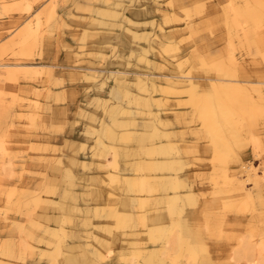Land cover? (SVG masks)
<instances>
[{
	"label": "rangeland",
	"instance_id": "1",
	"mask_svg": "<svg viewBox=\"0 0 264 264\" xmlns=\"http://www.w3.org/2000/svg\"><path fill=\"white\" fill-rule=\"evenodd\" d=\"M53 4L55 12L50 14ZM188 4L192 8L187 7ZM245 7L258 10L261 13L259 20L249 18ZM227 10L234 13L230 18L238 19L232 23L236 29L257 28L264 35V0L258 4L253 0H0V264L20 263V256L28 263H36L39 248L51 247L34 238L29 243L35 248L30 249L31 245L30 248L22 247L24 230L17 225L28 228L29 220L35 217L42 223L35 228L37 234L45 224L64 227L63 254L72 255L76 261L66 264H88L89 253L85 250L91 247L112 249L110 257L101 264H144L141 255L136 257L127 253L128 247L133 245L129 240L126 242L119 233L122 228L114 227L113 219L107 214L113 205L131 204L135 211L132 222L136 240L140 236L139 242L152 245L154 241L149 234L146 235V230L156 221L152 220L157 216L155 214L162 213L163 205L152 202L158 191L156 194L142 193L135 187L137 192H134L130 188L133 186H129L134 179L133 163L139 156L137 160L145 159L138 136H131L128 141H114L117 169L129 176L128 183L119 187L115 182L103 181L106 170L112 167L101 165L99 161L112 160L113 152L100 151L101 155H98L94 146L98 136L107 140L105 131L101 132L102 122L109 120L105 112L107 107L102 101L108 97H121L116 78L126 79V87L134 84L137 75L149 78L154 73L156 79L162 80L161 73L170 70L178 73L177 66L172 63L179 62L183 71L190 70L194 75L212 73L231 80H243V84L249 85L246 91L255 101L260 98L258 103L264 109V42L261 47L250 41L247 43L243 32L238 37H230ZM37 20L40 21L38 33L34 37L26 34L22 42L25 27L33 26ZM166 32L170 38L164 36ZM162 41L176 44L177 49L165 53L159 45ZM169 52L175 53L176 57ZM214 52L225 60L231 56L228 64L236 73L225 75L204 69L198 58L207 53L206 57L213 56ZM4 63L12 65L4 66ZM15 63L36 64L37 69L34 71L32 66H20L22 64L14 66ZM205 84L199 81L197 90L202 91ZM130 87L134 92L138 91L137 87ZM160 94V97H169L170 105L152 103L151 110L142 112L134 104L126 106L137 127L133 130L134 135L147 132L144 127H149L151 121L156 122V115L169 121L161 126L163 131L159 130L167 136L147 137L145 144H174L167 159L178 162L176 169L163 172L180 175L184 185L175 189L180 191L178 203L183 205L184 214L188 216L191 237L196 236L199 242L191 237L189 240L194 245L200 243L203 246L194 260L186 259L181 253L174 264H187L188 261L194 264H234L230 255L246 244L255 243L258 239L256 232H264V111L237 121L241 141L234 146L226 163L227 172L235 175L232 179L235 181L221 185L212 179L222 173L218 171L221 162L213 161L207 127L199 123L191 103L185 102L188 100L185 94L177 99L174 94ZM230 109L237 116L236 111L230 107V112ZM254 139L257 142L252 141ZM239 158L251 161L259 173L255 183H244V188L248 187L246 190L238 182L242 180L240 176L245 177L239 171ZM55 166L60 167L59 171L55 172ZM50 185L55 186L53 192L49 191ZM94 190H100V195L93 194ZM108 191L117 195H112L109 200ZM169 191L173 192V189ZM186 191L194 197L193 203H184L186 196L182 193ZM137 194H143L149 202L143 207H135ZM39 195L42 200L50 201V206L43 208L41 202L36 205L34 199ZM213 195L216 196L214 199L217 198L215 201ZM227 203H231V208ZM92 205L98 209L97 214ZM142 213L148 216L144 222L146 226L140 223ZM40 214H48L49 218ZM55 214L65 219L55 221ZM164 220L167 222L168 219ZM105 224L117 234L115 241L109 231L103 229ZM152 230L161 235L155 228ZM249 233L254 234L252 240ZM82 242L84 244L80 246ZM139 251L145 252L143 249ZM171 252L174 257L175 250Z\"/></svg>",
	"mask_w": 264,
	"mask_h": 264
},
{
	"label": "bare ground",
	"instance_id": "2",
	"mask_svg": "<svg viewBox=\"0 0 264 264\" xmlns=\"http://www.w3.org/2000/svg\"><path fill=\"white\" fill-rule=\"evenodd\" d=\"M253 1L255 4H258V2L260 0H253ZM176 2L177 1H175V3ZM184 3H185V1H184ZM176 5H178V4H176ZM191 5L192 4H190V6ZM54 7H55L54 4H53V6L50 7V14H53L55 12ZM180 7L177 6V8H180ZM187 7H189V4ZM189 8H192V6ZM227 8H229V7H226V9ZM245 10H246V14H247V16H249V18H252L255 21L259 20L261 13L258 10L252 9V7L247 8V9L245 7ZM134 13H135V11L132 14H134ZM226 13H228V15H229L228 19H229L230 24H228L227 30H228V34L230 35V37H232V35H234V37L235 36L238 37V36L242 35L241 32H243L242 36L247 43H248V41H250V42L254 43L256 46L261 47L262 42H264V35H262V32L256 30L257 28H253L254 30H244V31H243L242 27L241 28L239 27V29H236V27H234L232 23H235V21H237L238 19L230 18V17H234V16H232V15H234V13L231 10H227ZM235 15H238V14H235ZM203 24H205V23L203 22ZM237 24H239V23H237ZM193 25L194 24H192L191 26H193ZM194 27H192V29H194ZM210 27H211V25H210ZM39 28H40V21L39 20H37L33 26L27 25L25 27L26 31L24 32V36L21 37L22 42H24V38H25L26 34H28V33L34 37L36 35V33H38ZM208 28H206V29H208ZM199 30L201 32V30H203V28L199 29ZM199 30H195V31L198 32ZM239 31H240V33H239ZM250 33H252V34L250 35ZM133 34L136 36V33L133 32ZM164 36L167 38L171 37L169 35V33H167V32L164 33ZM200 38H202V36H200ZM193 39H194V37H193ZM244 40H243V42H244ZM204 41H206V40H204ZM169 42L162 41L161 44H159V45H161V47L165 51V53L168 51H172L174 49H177L176 44L174 45V44H171V42L170 43ZM200 42H203V41H200ZM206 43H207V41H206ZM200 44H202V43H200ZM198 46H200V45L198 44ZM205 46L207 47V44ZM145 51L146 50L143 49V52H145ZM169 53H171V52H169ZM211 53L212 52L210 51V54ZM197 54H198V52H197ZM203 54L206 55V53H203ZM214 54H215V52H214ZM169 55L170 54H168V56ZM172 55L175 56V53ZM199 55H200V53H199ZM199 55L197 57H199ZM207 55H209V54L207 53ZM206 56L201 55L198 58L199 63L201 64L202 67H204V69L207 68V69L215 70V71L221 72L225 75H231V73L233 75L236 73V71H234L232 66H230L228 64L229 61L231 60V56L228 57L227 60L223 59L221 54H217V55L215 54L213 56L211 55L208 57H206ZM170 58H172V57H170ZM174 62H175V60H174ZM170 63H172V62H170ZM20 64H22V65H20ZM172 64L174 66H177L175 68H177L178 71H176V70L175 71L178 73H173L172 70H170L171 72H169V73H167V72L161 73V75L163 76L162 80L156 79V76H154V73H152L149 78L148 77H142L141 75H137V76H135L136 81L134 82V84H127V87H126L124 85L127 82L126 79L116 78V80L118 82L117 88L120 90V93L122 95L120 98L112 99V98L108 97L104 101H102L103 104H105L107 107L105 112L107 113L109 120L106 121L103 118V120L106 122L105 123L102 122V124H104V125L101 128V132H102V130L105 131L107 140H104L103 136H98L97 138H95L96 142L94 145V146H96V151H97V153L96 152L95 153L98 155H101L100 151H103L104 153H106L107 151L113 152V154H112L113 159L112 160H108V162H107V160L106 161L105 160L99 161V163L101 165L109 164L112 167L111 170L109 169L110 167L108 168L109 170L108 169L106 170V177L105 176L103 177L104 178L103 181L109 180L111 182H115L116 184H119V187H120V186H123L124 184L126 185L128 183L129 176H127L123 172H120L117 169V164H118L117 163V157H116L117 156V146H116V143H114V141L118 140V139L128 141V138H130L131 136H138V138L140 140V150H141V153L145 155V157H144L145 159L142 158L143 160H137L140 158V156H139L138 158H136L135 162L133 163L134 164V170H135V172H133L134 179H133V183L130 184L129 186H133L130 188H132V190L134 192L137 190L136 188H138L139 189L138 191L142 192V193L143 192H149V193L154 192L155 193L156 191H158L157 193H159V194L155 193L156 197L154 198V200L152 202L162 203L163 211L160 214L158 213L159 215L155 214L157 216H154L152 218V220L153 221L156 220V221L155 222L152 221L154 224L149 223L151 225L148 226L147 230H146V235L149 234L152 241L158 242V244L153 242L152 245H149V244H145L143 242H139L140 236L136 240V237H137L136 231L133 229L135 227V225L132 222L133 221V215L135 214V211L133 210L131 204H128L125 202L124 204H122L121 207H119L117 205H113L110 208V210L108 211L107 216L109 218L113 219V221H114L113 226L114 227L122 228V230H119V233L121 232V235L123 234V237H125L124 239H126V242L129 240V243L131 245H133V246L128 247L127 253L132 254L136 257L141 255L142 261L144 264H174L176 262V257L181 253H182V255L184 253L186 259H188V260L193 259L194 260L195 257L198 255L199 250L203 249V246L200 243L194 245L189 240V237H191V235H190L191 229L188 227V224H189V222L187 221L188 216L184 214L185 209H184L183 205L180 206L178 203V200H180V191L175 190L179 187H182V185H184L181 181L180 175H178L177 173H175V175H174L171 173L169 174V173L163 172L166 169H168V170L176 169L175 164L178 162L173 160V158L167 159V155H169L172 152V150L174 149V146H173L174 144H162V142L161 143L154 142V143H151L150 145L145 144V140L147 137H149L151 139H156V138H159L162 134L164 136H167L166 133H162L159 130L162 128L161 126L163 124H166L169 121L161 119V118H159V116L156 115V117H157L156 122H152L151 120H149V122L151 121L150 124H148L149 122L147 123L149 125V127H144L145 131H147V132H141L137 135H134L133 130L136 129L137 127H135L134 121H132L133 118L131 116V111L127 108L126 105L127 104H134L138 108L139 112H142L146 109L151 110L150 106L152 103H157L158 105H161V106L162 105H164V106L170 105L169 101H168V98H169L168 96L167 97H160L161 96L160 93H162V92H165L167 94H174L175 99H177L178 97H182V94L183 95L185 94L186 99H188L185 102L191 103V106H192L194 113L197 114V117L199 119V123L202 126L207 127V135L209 137L208 139H210V141L212 143V144H209V147H210V145L213 147L211 149V151L213 153L212 154L213 155L212 156L213 161L221 162L220 170H218V171L222 172V173L221 174L218 173L217 175L215 174L217 177L216 176L212 177L215 184H221V185H225V184H229V183L233 184V182L235 181V180L234 181L232 180L233 177H235V175L229 174L227 172L228 170L226 168L227 167L226 163L228 160L227 157L229 156L230 152L234 151V146L237 143H239V141H241L240 130H237V128H238L236 125L237 121L240 118L245 119L247 117H251L252 115H260V113L262 111H264V109H262L261 105L258 103L260 98H258L256 101L254 100V97H252V95H250V93H248L246 91L247 88H249V85L243 84L242 83L243 80H237L236 78H233L231 80L230 78H224V77H221L219 75H214L212 73L207 74V75H203V74L194 75L193 73L190 72V70L183 71L184 67H182V69H181L182 63L178 62L177 64L176 63H172ZM2 65L8 66V65H12V64L11 63H4ZM16 65H18V66L19 65L20 66H32V69L34 71L37 69L36 64L15 63L14 66H16ZM173 65H171V66H173ZM74 68L78 69L76 67H74ZM118 70H122V69H118ZM122 72H124V71H121V73ZM71 74H73V73L71 72ZM83 76L85 77V73H83ZM201 78H203V79H201ZM199 81H204L206 83L204 85L202 91L197 90V85H198ZM131 85L134 87H137L138 91L134 92L133 90H131L130 89ZM157 91L160 92L159 93L160 95L155 93ZM170 99L172 100L173 97ZM108 101H111V102H108ZM138 106H140L141 109ZM230 107H232L236 111L237 116L233 115L231 109H230L231 112L228 111V109ZM165 108L166 109H172L171 107H165ZM131 126H133V127H131ZM95 131L98 132V130H95ZM161 131H163V130L161 129ZM147 133H149V134L146 135ZM231 138H233L232 142L230 141ZM167 139H169V137ZM252 141L257 142V139H254ZM124 145H126V144H124ZM128 152H130V151H128ZM128 152H125V153H128ZM137 153L140 155V153L138 151H137ZM238 166H239L240 173H243V175H245V177H242V178L240 176V179H242V180L238 181L239 185H241L244 188V187H246L244 185L245 182H248V181H253V183L256 182V179H257V176L259 175V173L257 172V170H256L257 168L252 164L251 161L245 162L241 158H239ZM59 169H60L59 166L54 167L55 172L59 171ZM158 171H161V173H158ZM147 172L151 173V174H147ZM102 176H100V177H102ZM106 186H108V184ZM114 186L116 187V185H114ZM54 187L55 186L49 187V191L53 192L55 189ZM56 189H57V186H56ZM108 189H110V188H108ZM169 189H173V192H170ZM213 191H211V193ZM220 191H218V192H220ZM248 191H250V190H248ZM248 191H246L247 197L250 199V197H249L250 194ZM100 192H101L100 190H94V192H92V193L100 195ZM64 194H67V193H64ZM182 194L184 196H186V199H184L185 200L184 203L185 202H188V203L194 202V197L192 196V194L189 191H186ZM112 195H117V194L114 192L108 191L107 198L109 200L112 199L111 198ZM215 195H217V194H215ZM215 195H213V199H214V197H216ZM226 196L231 197L230 194H228V195L226 194ZM137 197L138 198L136 200L135 207H143L144 204H146V202H147V199H146L147 197L143 196V194H140V196L137 194ZM229 197H228V199H229ZM152 199L153 198H151V200ZM216 199H214V201ZM226 199H227V197H226ZM246 200H248V199H246ZM129 201H130V199H129ZM248 201H250V200H248ZM34 202L36 205L39 202L43 203V208L50 206V201L42 200L40 195L35 197ZM104 203L107 204V202H104ZM244 204H246V203H244ZM247 204H248V202H247ZM227 205L230 206L231 203L230 204L227 203ZM92 207H93V205H92ZM148 207H149V205H148ZM230 208H231V206H230ZM244 208H246V207H244ZM93 209L95 211V214H97L98 209L95 207H93ZM41 217L47 219V218H49V215L48 214H46L45 216L41 215ZM55 217H54L55 221L59 220V219H61V220L65 219V218H63L64 216L61 218L60 215H56V214H55ZM147 218H148V216L145 213H142L140 223L142 225L146 226L147 224L145 225L144 222L146 221ZM164 219H168L167 222ZM85 220H86V218H85ZM162 220L165 221V224L162 222ZM147 222H149V221H147ZM29 223H30V225L28 226V228L27 227L25 228V226H23V224L20 226L17 225L19 229L22 228L24 230L23 234L21 235L22 247L23 248H26V247L30 248L32 246L30 248V249H32L34 245H31L29 243L30 240H33L32 238L37 240V242H44L45 245L51 246V247L47 248L44 246V247L39 248V250H38L39 259H38V262H36V263H28L23 256H20L18 259H20L21 262L20 263L16 262L15 264H66V263H75L76 262L72 255L65 256V254H63L64 253L63 251H65V250H63L64 248H62L61 240H62L63 234L65 232H64V227L62 225H60V224H54V225L45 224L43 226L42 230L40 231V233L37 234L35 232V228H39L42 223L39 222L36 217L33 220H29ZM95 226H100V225L95 223ZM152 228H155L158 232H161V235L154 234L153 233L154 231L152 230ZM103 229L105 231H109L110 235H112V237H111L112 241L116 240L115 238L118 236L115 233V231H113V229H111L110 226L105 224L103 226ZM261 231L256 232L257 234H255V235H257L258 239L256 238L257 241L255 243L246 244L245 246L242 247V249L239 248L240 250L237 249V251H235L234 253H232L230 255V260L232 262H234V264H264V232H261ZM112 233H114V234H112ZM253 233H254V231H253ZM253 233H249L248 237H250V239H251V237L254 236ZM173 234H175V236H173ZM139 235H140V232H139ZM143 236H145V235H143ZM195 237L196 236H193L191 238L194 241L199 242V240L196 239ZM98 238H99V236H98ZM247 239H249V238H247ZM97 240H99V239H97ZM82 244H84V242H82L80 244V246H82ZM239 244L240 245L242 244V240ZM84 247H86V246H84ZM34 248H35V246H34ZM141 249L145 250V252L141 253L139 251ZM172 249L175 250L176 255L174 257H172V252H171ZM184 250H185V252H184ZM85 251L89 253V255H88L89 260L88 261L86 260L87 263L89 262L90 264H101L103 262L102 260H106V258L110 257L112 249L111 248H104V247H102L101 249L98 247H91L89 249H86ZM20 252L24 253V250L23 251L21 250ZM30 252H32V251H30ZM84 257H86V256L84 255ZM242 257H244V260H242L243 262L241 261ZM127 260H129V258H127ZM137 264H140V263H137ZM187 264H194V263L188 261ZM231 264H233V263H231Z\"/></svg>",
	"mask_w": 264,
	"mask_h": 264
}]
</instances>
